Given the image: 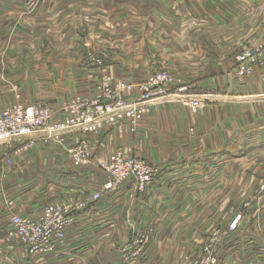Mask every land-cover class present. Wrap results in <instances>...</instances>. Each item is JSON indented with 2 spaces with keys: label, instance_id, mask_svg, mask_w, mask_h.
I'll list each match as a JSON object with an SVG mask.
<instances>
[{
  "label": "crops",
  "instance_id": "1",
  "mask_svg": "<svg viewBox=\"0 0 264 264\" xmlns=\"http://www.w3.org/2000/svg\"><path fill=\"white\" fill-rule=\"evenodd\" d=\"M26 1L0 0V59L13 31L12 49L5 63L0 61V70L10 76L0 79V110L20 95L29 105L47 102L60 119L65 101L93 96L103 72L143 81L146 70L131 74L141 56L130 53L143 47L151 52L142 58L147 67L173 64L187 91L154 106L135 135L104 132L92 142V165L82 169L59 145L21 151L13 166L4 159L11 147H0V264H125L121 250L140 231L151 240L134 264H191L212 227L222 230L219 264H264V194L256 199L249 169L255 157L264 163V64L250 78L235 76L238 54L264 40V0H139L160 10L155 18L138 9L132 18L116 13L108 6L112 0H43L29 15ZM147 15L152 23H138ZM89 16L93 20L85 21ZM10 20H17V28H7ZM41 37L77 52L78 70L62 64L29 72L22 59L36 53ZM89 51L106 53L102 71L86 67ZM193 98L202 103L200 110H193ZM80 139L78 132L68 136L71 144ZM24 143L12 148L22 150ZM119 148L160 167L147 192L139 193L132 181L115 192L103 191L105 175L98 164ZM94 192H101V199L77 214L55 254L31 257L5 243L14 214L36 217L45 204ZM241 212L238 230L230 231Z\"/></svg>",
  "mask_w": 264,
  "mask_h": 264
},
{
  "label": "built area",
  "instance_id": "2",
  "mask_svg": "<svg viewBox=\"0 0 264 264\" xmlns=\"http://www.w3.org/2000/svg\"><path fill=\"white\" fill-rule=\"evenodd\" d=\"M40 0H27L26 7ZM106 54L89 51L86 67L92 73L105 68ZM264 64V40L254 48L244 49L236 58L235 76L239 80L250 78L257 66ZM187 88L166 72H155L143 83L135 84L115 79L108 73H101L95 82L92 97L77 95L62 104V118L50 104L44 101L27 104L20 95L10 107L0 110V147L10 146L4 154L8 166H13V156L21 151L31 150L36 145L61 146L68 159L77 169L92 165L93 141L100 139L107 130L118 136L135 135L145 123L154 106L162 105L173 94L184 96ZM192 108L201 109L198 98L190 102ZM57 119V120H56ZM78 132L81 139L74 144L68 136ZM25 142L23 149L12 148L14 144ZM98 169L104 173L103 191L115 192L125 183L132 181L139 193L147 192L159 175L160 167L149 161L128 154L123 148L115 150L107 161L99 163ZM259 192L264 194V183ZM102 197L101 192L86 194L78 200L66 203L45 204L36 217L16 213L9 221L4 241L15 243L28 256L55 254L65 245L66 233L76 222V216L85 211ZM246 204V207H249ZM241 216L230 225L229 230H238ZM222 232H215L205 245L201 260L195 264H218V246ZM150 233L140 231L122 250V261L134 264L139 261L150 243Z\"/></svg>",
  "mask_w": 264,
  "mask_h": 264
},
{
  "label": "rangeland",
  "instance_id": "3",
  "mask_svg": "<svg viewBox=\"0 0 264 264\" xmlns=\"http://www.w3.org/2000/svg\"><path fill=\"white\" fill-rule=\"evenodd\" d=\"M30 2L32 3L33 0H30ZM43 2H44L43 0H40L39 4L35 3L32 6L33 9L27 8V10H28L27 14H29V15L35 14L37 12V10L39 9L40 5L42 6ZM108 6H110V9L112 11H116V13L121 12V14H124V15L126 14L128 17H131V18L135 16V11L137 12L136 9L140 10L144 14H152V17H154V18H155V15H153V14H157V13L160 12V10L158 8L154 7L153 4H151L149 1L112 0V1H110V3H108ZM150 18H151L150 15H147V17H146L147 20H145L144 22L142 20H139L138 23H147V25H149L150 23H152ZM90 19L93 20V17L89 16V17H86L84 20L85 21H90ZM154 21L155 20H153V22ZM174 22L176 23V20L172 17V24ZM17 26H18L17 20H10L8 22V24H7V28H10L11 30H13L14 28H17ZM11 33L9 32V34L5 38L6 42H7V48L5 49V52H3L1 54L2 57L0 59V61H2L3 63H5V61H6L7 52H9L12 49V47L9 45V43H11V41H12V36H10ZM48 38H51V37L48 36ZM53 44H56V46L53 47L51 45V43L49 42V40H47L46 37H41V39L39 40V43L37 45V49L35 51L36 53L34 55L27 54L22 59L25 63L28 64V66H29L28 67V69H29L28 71L29 72H31V73H41L40 69H42L43 67H48V70H50V69L61 67L62 64H64L65 67L72 66V71H77L78 70V67L80 66V62H78L77 60L78 59L81 60L80 55L77 54V52L71 50L70 48H66L64 46H60V44L57 41H53ZM208 44H213V41H212V39L210 37L208 39ZM134 52L131 51L130 53L132 55H136L137 54L138 56H141V58H137L138 59V61L136 63L137 65H135L134 68H131V71H132L131 74L134 72V70H136V72H134L136 74L141 73L142 70H146L147 74L144 75V78H143L144 80L143 81H140V82L139 81L138 82L130 81L131 83H135V84L143 83L150 75H152L155 72H166V73L171 74L176 80L182 81V76H181L182 74H179L177 67L176 68L173 67L174 65L171 64V63L170 64L172 66H168L166 63H162V64L155 63L154 67L152 69H149L147 67V62L142 60V58H145L146 56L147 57L151 56V52H150L149 48H146V47H143L141 49L140 48H138V49L136 48V50ZM147 59H149V58H147ZM85 63H86V57H85ZM129 72L130 71H127L126 74L129 73ZM6 73H7V71L5 69L0 70V79L1 78L4 79V78L10 77L9 75L7 76ZM129 79H131V78H129ZM14 85H16V84H14ZM13 88L17 89L18 92H21L20 91V87L18 88L16 86H13L11 89H13ZM22 91H24V90L22 89ZM193 110L196 111V110H200V109H196L195 110L193 108ZM251 161H252V163H251V166H249V169H250V171L252 173L253 178L255 179V183H254L255 187H254L253 190H255V188H256V190H255L256 199H260V195L262 193L259 192V189L261 187V184L264 183V163L260 160L259 157H255ZM246 198H247V195L244 196L243 201ZM249 203L250 202L248 200L243 202L242 208L243 209L245 208L244 210H246V204H249ZM239 215L241 216V220H242L243 212H241L238 215H236V217L233 219L231 224L234 222V220ZM230 225H229V227H230ZM210 231L211 232L209 233V237L202 244V247H201V250H200L199 254L197 255V257L194 260H192L191 264H195V262L197 260H201L202 255L204 253L205 245L207 244V242H208L209 238L211 237V235L214 234L215 232H219V231H222V230L220 229V227H218V228L217 227H212Z\"/></svg>",
  "mask_w": 264,
  "mask_h": 264
},
{
  "label": "trees",
  "instance_id": "4",
  "mask_svg": "<svg viewBox=\"0 0 264 264\" xmlns=\"http://www.w3.org/2000/svg\"><path fill=\"white\" fill-rule=\"evenodd\" d=\"M2 158H3V156L1 155V156H0V160H1Z\"/></svg>",
  "mask_w": 264,
  "mask_h": 264
}]
</instances>
